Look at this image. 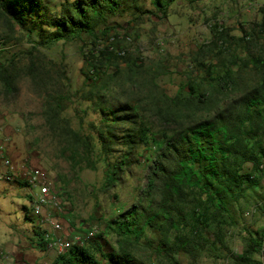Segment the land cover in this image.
<instances>
[{"label":"trees","instance_id":"16d2710c","mask_svg":"<svg viewBox=\"0 0 264 264\" xmlns=\"http://www.w3.org/2000/svg\"><path fill=\"white\" fill-rule=\"evenodd\" d=\"M123 1L63 0L60 10L52 12L44 0H0V19L39 38L33 46L37 54L29 52L22 72L44 97L46 123L64 137L69 157L78 164L82 160L90 164L94 156L105 160L107 189L132 164H141L140 158L148 167L142 199L107 223L106 232L116 234V245L107 249L104 233L95 234L83 245H73L58 255L52 264H151L136 254L143 242L155 249L154 254L178 264L176 254L194 255L200 239L210 240L205 234L213 232L214 240L222 241V230L237 224L244 203L256 200L264 212V204L258 201V197L264 200L260 193L264 183V49L249 51L248 58L240 61L235 51L229 63H206L196 53V68L202 70V77H188L174 97L152 75L147 82L134 83L137 90L125 101L121 93H114L118 75L109 70L117 65L115 58H125L126 72L134 81L140 74L139 65L113 50H102L87 63L88 88L78 91L100 116L92 122L94 133L73 128L63 116V101L68 97L66 71L38 48L80 39L83 33L96 37L98 23L118 12ZM152 1L157 12L140 9L139 14L167 16L177 0ZM112 29L108 26L102 32L106 35ZM213 32L221 47L235 38L221 25ZM241 61L244 67L252 66L247 83ZM18 70L13 60L0 63V81L8 93L17 88ZM119 145L124 151L115 157ZM24 209L28 215L30 207L24 205ZM247 230L244 249L241 254L232 253V262L264 264V226ZM148 231L158 235L156 247ZM35 232L37 247L48 250L45 230L38 226Z\"/></svg>","mask_w":264,"mask_h":264},{"label":"rangeland","instance_id":"374dc122","mask_svg":"<svg viewBox=\"0 0 264 264\" xmlns=\"http://www.w3.org/2000/svg\"><path fill=\"white\" fill-rule=\"evenodd\" d=\"M62 1L44 0L52 12L60 10ZM140 9L156 11L152 0H124L118 12L98 23L96 37L83 33L80 39L60 40L38 48L66 71L68 97L63 101V116L73 128L94 133L92 122L100 118L78 91L88 88L87 63L102 50H113L139 65L140 74L135 76L138 81L129 79L125 58H115L117 65L109 70L118 75L113 83L114 93H121L125 101L137 90L132 86L134 83L147 82L152 75L166 94L174 97L188 77H202V70L196 68V53L206 63H229L235 51L240 61L248 58L249 51L258 53L264 49V0H177L169 6L167 16L151 12L139 14ZM137 15L142 16L136 20ZM216 25L226 27L235 37L231 44L221 47L216 42L213 32ZM108 26L114 29L105 35L102 31ZM38 40L36 34L30 36L19 26L0 19V63L9 64L13 60L19 69L14 92H6L0 81V146H4L0 161L1 156H6L20 168L39 166L49 171L59 191L61 206L50 211L57 220L53 227L44 220L47 211L40 218L30 210L27 215L24 209V205L30 207L27 187L0 180V255L7 256L2 264H46L52 260L49 250L43 251L36 244L39 220H43L41 229L51 230L55 236L72 239L94 231L104 233L107 249L115 246L116 234L112 230L106 232L107 223L120 211L138 203L147 188L148 167L143 157L141 164H132L111 189L106 188L105 160L94 156L92 163L82 160L78 164L69 157V152L64 150V137L46 123L44 97L36 92L32 79L22 72L29 52L37 54L33 46ZM239 64L245 68L242 74L247 83L252 66L244 67L242 61ZM233 68L238 69V65ZM158 126L163 128L160 123ZM117 149L120 150L114 152L115 157L124 151L122 145ZM260 193L264 195V183ZM258 201L264 204L260 197ZM256 202L244 203L243 211L236 216L237 224L226 225L222 230V241L214 240L213 232L205 234L210 240L200 239L194 255L185 251L176 254L178 264H233L232 253H242L247 228L264 226V212ZM148 234L156 247L158 235L151 231ZM154 250L143 242L136 248V254L151 264H175L162 254H154Z\"/></svg>","mask_w":264,"mask_h":264},{"label":"built area","instance_id":"2783aa9c","mask_svg":"<svg viewBox=\"0 0 264 264\" xmlns=\"http://www.w3.org/2000/svg\"><path fill=\"white\" fill-rule=\"evenodd\" d=\"M0 180L9 182L23 183L28 188L30 196V210L38 218L45 211V221H48L53 227L57 220L50 212L52 208H60L61 199L59 191L55 187V181L49 171L39 166H22L13 162L9 157L3 156V165L0 166ZM43 221V220H42ZM42 221L39 220L38 226L42 228ZM45 230V229H43ZM95 235L94 231L82 235H76L72 239H65L55 236L51 230H45V237L48 240V250L52 255V260L46 264H52L54 259L63 253L68 252L73 245H83ZM7 258L1 253L0 264ZM22 264H28L24 262Z\"/></svg>","mask_w":264,"mask_h":264},{"label":"crops","instance_id":"0c3cea01","mask_svg":"<svg viewBox=\"0 0 264 264\" xmlns=\"http://www.w3.org/2000/svg\"><path fill=\"white\" fill-rule=\"evenodd\" d=\"M0 147L2 148V150H0V152H1V153H4V146L2 145V146H0ZM1 148H0V149H1ZM0 164H1L0 166L3 165V156H1Z\"/></svg>","mask_w":264,"mask_h":264}]
</instances>
